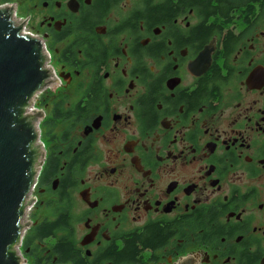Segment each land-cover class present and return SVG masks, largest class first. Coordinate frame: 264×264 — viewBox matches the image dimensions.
<instances>
[{
    "label": "flooded vegetation",
    "instance_id": "af4514ba",
    "mask_svg": "<svg viewBox=\"0 0 264 264\" xmlns=\"http://www.w3.org/2000/svg\"><path fill=\"white\" fill-rule=\"evenodd\" d=\"M1 5L50 72L30 107L28 264H54L62 241L95 261L134 242L146 264H264V0Z\"/></svg>",
    "mask_w": 264,
    "mask_h": 264
},
{
    "label": "water",
    "instance_id": "95a60500",
    "mask_svg": "<svg viewBox=\"0 0 264 264\" xmlns=\"http://www.w3.org/2000/svg\"><path fill=\"white\" fill-rule=\"evenodd\" d=\"M11 5L0 7V264H25L19 252L28 224L43 157L40 116L30 112L33 97L50 72L41 42L22 33ZM175 264H196L182 258Z\"/></svg>",
    "mask_w": 264,
    "mask_h": 264
},
{
    "label": "trees",
    "instance_id": "16d2710c",
    "mask_svg": "<svg viewBox=\"0 0 264 264\" xmlns=\"http://www.w3.org/2000/svg\"><path fill=\"white\" fill-rule=\"evenodd\" d=\"M51 228V229H50ZM52 230V226L44 225L40 232L44 235L42 238L45 237L50 231ZM53 232V231H52ZM164 234L161 232H152L148 235V237L144 240L145 243L142 244L143 247L145 246H152L156 243H159L162 240ZM162 242V241H161ZM138 249L135 246L134 242L130 246H128L126 251L123 253L117 254L119 258H99L98 261L95 260H87L81 258H74L73 250L67 242L62 241L58 243L55 247L54 255H57L58 258H49L47 261H54V264H146L144 261L145 258H136ZM22 254V253H21ZM23 255V254H22ZM38 264V262H37Z\"/></svg>",
    "mask_w": 264,
    "mask_h": 264
},
{
    "label": "built area",
    "instance_id": "2783aa9c",
    "mask_svg": "<svg viewBox=\"0 0 264 264\" xmlns=\"http://www.w3.org/2000/svg\"><path fill=\"white\" fill-rule=\"evenodd\" d=\"M1 6H3V5H1ZM1 6H0V7H1ZM14 16H15V15H14ZM15 19H16V18H15ZM16 20H17V19H16ZM22 33L25 34V35H30V36L32 37V35H31L28 31H26L25 29H23ZM34 186H35V185H34ZM33 189H34V187H33ZM33 189H32V190H33ZM19 252H20V249H19ZM20 254H21V252H20ZM21 256H22V254H21ZM22 259H23V257H22ZM23 260H24V259H23ZM24 262H25V261H24ZM25 264H26V263H25Z\"/></svg>",
    "mask_w": 264,
    "mask_h": 264
},
{
    "label": "rangeland",
    "instance_id": "374dc122",
    "mask_svg": "<svg viewBox=\"0 0 264 264\" xmlns=\"http://www.w3.org/2000/svg\"><path fill=\"white\" fill-rule=\"evenodd\" d=\"M32 194H33V193H32ZM27 214H28V213H27ZM46 215H47V213H44V214H43V216H46ZM26 216H27V215H26ZM27 219H28V217H26L25 220H27ZM23 259H24V258H23ZM24 260H25V259H24ZM25 263L28 264V262H26V261H25Z\"/></svg>",
    "mask_w": 264,
    "mask_h": 264
}]
</instances>
